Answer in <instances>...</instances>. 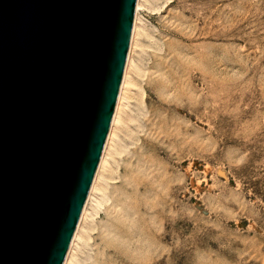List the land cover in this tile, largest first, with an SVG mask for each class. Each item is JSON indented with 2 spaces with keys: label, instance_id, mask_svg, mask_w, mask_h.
Segmentation results:
<instances>
[{
  "label": "rangeland",
  "instance_id": "374dc122",
  "mask_svg": "<svg viewBox=\"0 0 264 264\" xmlns=\"http://www.w3.org/2000/svg\"><path fill=\"white\" fill-rule=\"evenodd\" d=\"M128 78L67 264H264V0H140Z\"/></svg>",
  "mask_w": 264,
  "mask_h": 264
},
{
  "label": "water",
  "instance_id": "95a60500",
  "mask_svg": "<svg viewBox=\"0 0 264 264\" xmlns=\"http://www.w3.org/2000/svg\"><path fill=\"white\" fill-rule=\"evenodd\" d=\"M137 0H0V264H63Z\"/></svg>",
  "mask_w": 264,
  "mask_h": 264
},
{
  "label": "bare ground",
  "instance_id": "6f19581e",
  "mask_svg": "<svg viewBox=\"0 0 264 264\" xmlns=\"http://www.w3.org/2000/svg\"><path fill=\"white\" fill-rule=\"evenodd\" d=\"M139 9H140V0H137L136 1V6H135V15H134V20H133V28H132L131 39H130L128 54H127V60H126V64H125V68H124V72H123L121 86H120L119 93H118V96H117V101H116V105H115L113 118H112V121H111V124H110V127H109L108 135H107V138H106V141H105V145H104V148H103V151H102V154H101V158H100L97 170H96L94 178H93V182L91 184V187H90V190H89L85 205H84L83 210L81 212V215H80L79 221L77 223V227H76L75 233H74L73 238L71 240V243H70V246H69V249H68V252L66 254V257H65V260H64L63 264H67L68 263L70 255H71L72 250H73V246L75 244V241H76V239L79 236V231L81 229V226H82L83 221H84L85 216H86L88 202L90 201V199H91V197L93 195V192H94V190L96 188L97 181L99 179V176L101 174V171L103 169V166H104V163H105V160H106L107 150H108V147H109V145L111 143V140H112V137H113V134H114V128H115V126H116V124H117V122L119 120L121 104H122L125 92L128 89V85H129L128 72H129V68L131 66V51H132V47H133V44H134V41H135V36H136L137 18H138Z\"/></svg>",
  "mask_w": 264,
  "mask_h": 264
}]
</instances>
